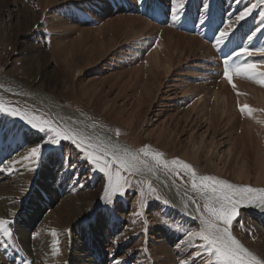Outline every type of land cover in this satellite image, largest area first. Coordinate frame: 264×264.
Listing matches in <instances>:
<instances>
[{
	"label": "rangeland",
	"instance_id": "1",
	"mask_svg": "<svg viewBox=\"0 0 264 264\" xmlns=\"http://www.w3.org/2000/svg\"><path fill=\"white\" fill-rule=\"evenodd\" d=\"M180 2L183 9L174 19L173 0H0V74L27 90L44 80L46 91L59 102L75 107L117 138L137 136V151L149 146V155L139 158L185 189L194 191L191 174L179 165H157L152 154L162 153L167 162L179 159L198 177L264 190V181L256 180L251 151L241 152L247 134L240 123L249 120L247 109L240 110L246 99L255 105L247 85L264 92L262 77L233 75L234 89L223 74L226 60L255 64L257 72L264 73V53L256 51L264 48V0H214L219 5L209 13L200 0ZM253 5L242 23L235 24L236 15ZM122 17H130V23ZM247 19L252 23H244ZM143 22L148 26H141ZM229 24L236 25L244 39L260 28V38L254 46L248 42L231 51L215 47L211 29L218 32ZM208 26L209 33L203 29ZM163 30L196 38L205 49L188 51L180 60L176 57L181 53L175 54L165 72L150 61L156 47L164 57L159 44ZM2 85L0 81V103L6 107L67 128L26 90L23 94ZM222 86L232 95L230 113L238 115L234 126L215 102L212 91ZM72 130L102 143L88 127ZM250 134L264 156V126ZM51 136L20 116L0 112V219L10 222L12 232L11 237L0 232V264H215L199 237H187L200 230L198 222L182 212L155 179L142 174L140 166L139 171L121 172L128 183L122 179L123 194L108 203L102 199L107 175L71 140L53 144ZM36 146L41 157L25 159ZM228 150L234 154L230 163ZM195 152L197 159L192 160ZM239 163L243 178L236 175ZM227 164L228 171L219 173ZM116 170L113 165V173ZM192 202L207 216L205 201ZM228 227L264 259V214L238 208Z\"/></svg>",
	"mask_w": 264,
	"mask_h": 264
},
{
	"label": "snow or ice",
	"instance_id": "2",
	"mask_svg": "<svg viewBox=\"0 0 264 264\" xmlns=\"http://www.w3.org/2000/svg\"><path fill=\"white\" fill-rule=\"evenodd\" d=\"M173 3V16L174 19H178V14L181 12L184 5L182 2L177 4V0H173ZM254 7H256V5L242 11L236 17L235 24L244 20V18L252 12ZM260 15L264 17V12H261ZM262 24H264V21H262ZM233 27L234 24H229L224 30L219 32L215 37V47H219L228 40ZM259 31H261V29L257 28L256 31L249 36V40ZM256 51L264 53V48L257 49ZM244 55L251 56L253 52L244 51ZM257 67V65L247 62L243 64H229L226 60L223 73L224 78L234 89L235 85L232 81L233 75L248 79H254L260 76L262 77L260 82L264 84V73H258ZM245 109L251 114L252 109L247 105L241 107L240 110L244 112ZM0 112H7L12 116H20V118L25 119L33 129H37L40 132L51 133V143L53 144H60L61 141L71 140L72 143L83 152L84 157L91 164L98 167L101 172L107 175L108 183L105 186V197H102V199L106 198L108 203H111L112 196H115L117 193L123 194L124 184L121 183V180L124 179V183H128L127 179L122 177L121 172L131 173L133 171H139L138 166L144 164V161L139 158L140 154H143V156L149 155L147 151L149 146L147 145L139 149L138 153H133L126 148L119 149L109 144H96L90 139L78 135L69 128H60L54 125L50 120L42 119L38 115H21L19 109L15 107H6L2 103H0ZM117 134H119V130H117ZM41 155L40 147L36 146L31 148L28 157H25V159L31 157L38 160ZM162 156V153L156 152L152 154V159L157 165H163L164 168H169L170 163L171 165H179L181 169L189 172L192 177L191 188L206 198L204 211L207 213V216L201 215L200 217L202 227L197 232H188L187 237L189 239L192 237H199L203 241V250L209 257L214 258L215 264H264V260L258 259L245 248L241 242L232 235L228 227L238 215V206L241 205L242 202L251 203L253 200H256L260 205H264V190H255L248 187L237 188L226 181L217 180L215 177L211 176L198 177L191 165L179 159H173L171 162H167L162 160ZM113 165H117L115 173L112 171ZM113 176H115V179H113ZM151 191L155 190L151 189ZM257 191L261 192L258 198L250 195ZM165 203H167V201H165ZM9 224L10 222L8 220L0 219V232H2L5 237H11L12 235ZM52 235H56L54 229L52 230ZM183 243L184 241L180 242V244ZM179 246L178 244L177 247ZM58 251V248L55 249V253H58ZM181 264H185V262L181 261ZM209 264H212V262L209 261Z\"/></svg>",
	"mask_w": 264,
	"mask_h": 264
},
{
	"label": "bare ground",
	"instance_id": "3",
	"mask_svg": "<svg viewBox=\"0 0 264 264\" xmlns=\"http://www.w3.org/2000/svg\"><path fill=\"white\" fill-rule=\"evenodd\" d=\"M200 1H202V3L204 4L203 6H204L205 10L207 11L206 13L212 12V9L214 7L216 8L219 5V3L214 2V0H200ZM238 15L239 14H237L236 16H238ZM122 18L125 19L126 21H128L129 23L131 21L130 17H128V18L122 17ZM242 21H240L239 23H242ZM139 22H141V21H139ZM244 23L251 24L252 22H250V20L247 19L244 21ZM128 25L130 26L131 24H128ZM128 25H126V26H128ZM141 26H148V24L146 22H143L141 24ZM253 26H255V25H253ZM236 27L237 26L235 25L231 29L228 40H226L224 44L220 45L221 48L224 47V50L227 49L228 51H231V50L237 49L241 44L246 45L248 42H250L249 43L250 45L254 46L256 44V42L259 40V38H260V36L258 35L259 32L258 33L256 32L255 37L253 36V38L251 40H249L248 38L244 39L241 35V32L236 33V31H237V30L235 31ZM209 28L210 27L208 26V27H204L203 29L205 31H208V33H209L210 32ZM225 28L226 27L224 26L222 30H224ZM150 29H152V28H150ZM222 30H219L218 32H216V31H213L211 29V33L214 34L213 35L214 40H215V37L219 34V32ZM144 32H147V31H144ZM253 32H255V31H253ZM159 44H161L164 48V50L162 49L163 50L162 52H164V53H162L164 55V57L160 55L159 51L157 50L158 47H156L153 50V52H151V54H150V59H151L150 61L153 62L154 66L156 65V67H162L165 72H167L170 69V67H172L173 62L175 61L174 60L175 54L181 53L180 55H177V57H176L180 60L183 56H185L186 54L189 53L188 51L191 52L192 50H195V49H200V50L203 48L205 49L204 44L201 41H199L198 39L190 38V37H187L186 35H182V34H177L174 31L170 32L168 30L162 31V40L160 41ZM263 56H264V54H263ZM261 67L264 68V65H261ZM0 81H1V84H3L2 86L6 87L7 89H10L11 91H13V89H14L15 91H19V92H22L24 94V92L22 91V89H24V88H18L17 85H12V83L10 84V80H9V78H7V76H3L0 74ZM44 83L45 82L43 80L41 82V84L35 89H29V88H28V90L24 89L28 93L26 95H28V96L30 95L32 99H34L36 102H39L41 105H43L45 108H47L51 113H53V115L57 118V120L59 122H61L64 126H66L67 128L73 127V128H70L71 130L75 129L77 127L78 128H81V127L87 128L88 127V129H90L92 133L98 134V136L101 139L100 142H102L103 144L113 145L119 149H125L126 148V149L131 150L133 153L138 152L135 149L136 146L138 145L137 136L132 137L128 141H123V140L117 138L116 136H114L112 133H110L108 130H106L105 128H103L99 124L88 119L87 116L82 115L83 113L81 114L79 112V110H77L75 107H69V106H66L65 104H62L61 102H59L53 93L46 91L47 89L44 86ZM11 87H13V88H11ZM247 89L249 90L250 93H252L253 99L255 100V102L253 101V104L255 103L254 106L262 108L263 110L260 111L261 109L260 110L255 109L254 106L252 105V101H250L249 99H246L244 105H247L248 107L252 105V107H251L252 112H251V114H248L249 120H247L246 122L245 121L240 122L241 126L246 129L245 132L247 134V140H245V142H247V143H245V145H243V147H241V152L244 150V148H245V151H248V152L251 151L252 155L254 156L255 163H256V166H255L256 170H257V172L255 174L256 180L263 182L264 181V156H263L261 150L257 147L258 143L255 141V139L252 138L250 131L253 128L260 129L261 127L264 126V92L262 91L263 89L259 90L258 88L257 89L252 88L251 86H248V85H247ZM212 92H213V95L215 98L216 105L223 107L222 108L223 113L228 114L227 115L228 121L231 124V126H234L237 122L236 118L238 115H236L234 112L230 113L232 105H233L232 104L233 100L231 97L232 95H230L229 92L225 89V86L220 87V90L214 89ZM198 100H200V98ZM198 100H197V102H198ZM253 109H255V110H253ZM75 124H76V126H73ZM88 135H90V134H88ZM183 155L186 156V152L183 153ZM233 155L234 154L232 153V151L228 150V156H229L228 162L229 163H230V160L233 158ZM196 156H197V152L193 153L191 156L192 160H196L197 159ZM241 157L243 158V156H241ZM242 158H240V159H242ZM236 161H237V158H236ZM240 162H242V161H240ZM147 163L139 165L141 170H142L141 173L145 174L149 178L152 177V179H155L159 183L160 186H162L167 192H169L171 194L172 198L175 200L177 206L181 209V211L184 212L189 217L195 219L198 222L199 226L202 227L201 222H200L201 214L196 209V206L193 204L192 200L200 199V200H203L206 202L205 196L197 193L196 191H191V190L185 189L184 187L175 183L164 172H162L161 170H158L159 168L156 169L151 164H147ZM243 163H244V161H243ZM224 164H225V161L223 162V165ZM228 165L229 164H227L226 169L222 168L223 170L217 169V165H214L213 168L217 169L219 173L224 174L228 171ZM238 167H239V169L236 167L238 169V172H237V174L235 172V174L237 175L238 178H243V176H244L243 167H242V165H240V163H239ZM245 174H246V171H245ZM3 193H4V191H3ZM250 195L253 197H259L261 194L259 192L258 194L252 193ZM238 208L249 210V211H252L255 213L264 214V205H260L257 201H252L251 203L242 202L241 205L238 206ZM236 239L238 241H240L238 238H236ZM241 244L245 248H247L252 254H254L258 259L261 258V257L259 258L256 255L257 253H256V251H254V249L246 246L243 242H241ZM261 260H264V259L261 258Z\"/></svg>",
	"mask_w": 264,
	"mask_h": 264
}]
</instances>
